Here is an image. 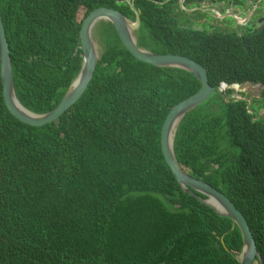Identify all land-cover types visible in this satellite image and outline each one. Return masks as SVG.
I'll list each match as a JSON object with an SVG mask.
<instances>
[{
  "label": "trees",
  "instance_id": "16d2710c",
  "mask_svg": "<svg viewBox=\"0 0 264 264\" xmlns=\"http://www.w3.org/2000/svg\"><path fill=\"white\" fill-rule=\"evenodd\" d=\"M118 1L0 0L25 107H57L93 21L109 11L132 15ZM179 1L134 0L147 45L202 66L210 86L231 99L213 95L184 118L175 156L186 174L232 202L264 264V119L249 113L239 90L264 84V23L242 34L180 28L170 15ZM106 38L90 81L58 119L20 122L0 92V264H239V230L181 191L161 150L166 118L199 82L136 59L121 28L109 27Z\"/></svg>",
  "mask_w": 264,
  "mask_h": 264
},
{
  "label": "water",
  "instance_id": "95a60500",
  "mask_svg": "<svg viewBox=\"0 0 264 264\" xmlns=\"http://www.w3.org/2000/svg\"><path fill=\"white\" fill-rule=\"evenodd\" d=\"M117 3L127 4L132 15H124L118 11H109L93 21L85 36L83 55L77 74L72 78L57 107L45 113L28 109L17 96L13 81L10 50L0 14V92L3 94L7 109L20 122L38 127L58 119L73 105L76 97L90 81L98 62L104 56L108 46L106 38L108 28H121L125 34L127 48L136 59L162 71L188 73L199 82V92L176 106L162 126L160 143L164 160L184 194L193 198L200 205L211 209L220 217L227 218L231 222V231L235 228L239 230L242 238V251L240 255L234 256L237 262L239 264H253L255 259H257L259 264H263L262 257L256 248L244 217L221 192L186 174L178 164L174 152L177 130L186 116L205 105L213 95L223 98L226 103L230 101V98L210 86L206 70L192 60L183 57L155 54L142 40L144 28L140 21V11L133 4L134 0L118 1ZM155 4L163 5L164 2H155ZM190 5H194V3H190ZM182 7L183 5L180 3L179 8ZM173 24L176 26L175 23ZM209 29H213V27L210 26ZM246 84L253 83L247 82ZM257 85L264 88L263 83H258ZM239 89L240 91L242 90V85ZM237 100L239 99L235 101ZM243 100L248 104V99L244 98ZM261 118L264 119V116H261ZM221 244L229 252L224 242V236L221 238Z\"/></svg>",
  "mask_w": 264,
  "mask_h": 264
},
{
  "label": "flooded vegetation",
  "instance_id": "af4514ba",
  "mask_svg": "<svg viewBox=\"0 0 264 264\" xmlns=\"http://www.w3.org/2000/svg\"><path fill=\"white\" fill-rule=\"evenodd\" d=\"M232 1L233 0H208L206 1V3H201L199 7H194V5H190L189 3H187L181 9L179 8L178 4V8L172 7L173 11L170 12V15L173 17V22L175 24H179L180 27L183 28L192 25L208 29L210 26H213V29H218L222 31L217 27L226 25L227 27H223L227 30L223 32L237 31L243 33L255 32L259 26L263 25L264 6L259 5V2L261 0H252V6L250 7L245 2V0H238L236 4ZM217 2L223 3V6L216 5L214 9H205V6H213ZM191 14H193L196 19L193 18V15L190 17ZM200 16L202 17L199 18ZM216 17L218 18L216 19ZM242 17L243 20L241 19ZM229 19L231 20L230 22H228ZM213 29L208 30L212 31Z\"/></svg>",
  "mask_w": 264,
  "mask_h": 264
},
{
  "label": "rangeland",
  "instance_id": "374dc122",
  "mask_svg": "<svg viewBox=\"0 0 264 264\" xmlns=\"http://www.w3.org/2000/svg\"><path fill=\"white\" fill-rule=\"evenodd\" d=\"M225 1H227V0H225ZM182 2V0H180V3ZM223 3H219V2H217L216 4H214L213 6L212 5H209V6H205V9H207V8H215L216 7V5L217 6H219V5H222ZM259 5H261V6H264V0H261L260 2H259ZM223 6V5H222ZM173 7H175V6H173ZM223 9H226V8H223ZM177 15H179V14H177ZM193 14H191L190 15V17L192 16ZM260 16H261V14H260ZM202 16H200L199 18H201ZM193 18L194 19H196V17L193 15ZM218 17H216V19H217ZM225 19V18H224ZM223 19V20H224ZM242 20H243V17L241 18ZM231 20L229 19V21L228 22H230ZM241 21V20H240ZM179 23V22H178ZM223 26H226V25H222V26H219V27H217V28H219V29H221L222 31H225V30H227L226 28H224ZM229 26V25H228ZM234 26H235V24H234ZM227 27V26H226ZM146 37H145V35L144 34H142V40H143V42H145V44H146ZM261 87H258V92H252V93H250V92H246V91H244V93H245V97L246 98H251V99H253L254 101L252 102V104H251V108L249 107V110H250V112H256L257 113V115L259 116V117H261V116H263L264 115V101L262 100V97H261ZM254 91H256V90H254ZM261 99V101H262V103L261 102H259V100ZM251 101V100H250ZM250 101H249V104H250Z\"/></svg>",
  "mask_w": 264,
  "mask_h": 264
},
{
  "label": "clouds",
  "instance_id": "9594fccd",
  "mask_svg": "<svg viewBox=\"0 0 264 264\" xmlns=\"http://www.w3.org/2000/svg\"><path fill=\"white\" fill-rule=\"evenodd\" d=\"M183 1L184 0H182V5H183ZM203 3H206V1L205 2H203ZM179 5H180V1H179V3H178ZM184 6V5H183ZM183 8V7H182ZM181 9V8H180ZM240 21V20H239ZM174 23V22H173ZM174 25V24H173ZM175 26V25H174ZM176 26H177V24H176ZM180 27V26H179ZM213 27V26H212ZM181 28V27H180ZM200 28H202V27H200ZM214 28V27H213ZM207 29V28H206ZM209 29V28H208ZM207 29V30H208ZM214 30V29H213ZM212 30V31H213ZM218 30V29H217ZM209 32H210V30H208ZM220 31V30H219ZM221 32H223V31H221ZM240 34H242V32H239ZM144 34V33H143ZM145 35V37L147 38V36H146V34H144ZM146 46H148L147 45V39H146V44H145ZM149 47V46H148ZM156 54V53H155ZM163 56V55H162ZM166 72H170V73H174V72H178V71H166ZM14 81V80H13ZM247 82H250V81H247ZM247 82H244L243 84H241L242 86L244 85V84H246ZM253 83V82H252ZM259 83H261V82H259ZM258 83H253V85H257ZM240 85V86H241ZM15 87V86H14ZM258 87H260L259 85H258ZM16 90V89H15ZM240 90V89H239ZM263 90H264V88H262L261 89V97H262V92H263ZM241 93H243L244 95H245V93H244V91H243V89L240 91ZM230 98V97H229ZM244 98H246L245 96L242 98V100L244 99ZM231 99V98H230ZM236 99H239V98H235L234 99V101L236 100ZM246 99H248L249 101H250V104H249V102H248V104H247V102L246 101H244L246 104H247V107L249 108L250 106H251V104H252V102L254 101L253 99H251V98H246ZM262 100L264 101V99L262 98ZM238 101V100H237ZM230 102V101H229ZM259 102H261V100L259 101ZM264 104V103H263ZM264 106V105H263ZM251 108V107H250ZM250 111V110H249ZM250 114H253V112H249ZM264 113V112H263ZM257 114V113H256ZM257 116V118H259V119H262L261 117H259L258 115H256ZM264 116V115H263Z\"/></svg>",
  "mask_w": 264,
  "mask_h": 264
},
{
  "label": "bare ground",
  "instance_id": "6f19581e",
  "mask_svg": "<svg viewBox=\"0 0 264 264\" xmlns=\"http://www.w3.org/2000/svg\"><path fill=\"white\" fill-rule=\"evenodd\" d=\"M242 89H243V91L250 92V93H252V92H258L257 91L258 90V85L244 84L242 86ZM254 90H256V91H254Z\"/></svg>",
  "mask_w": 264,
  "mask_h": 264
}]
</instances>
